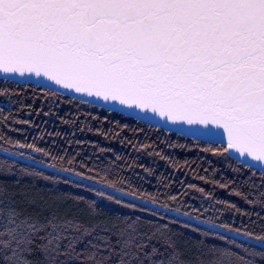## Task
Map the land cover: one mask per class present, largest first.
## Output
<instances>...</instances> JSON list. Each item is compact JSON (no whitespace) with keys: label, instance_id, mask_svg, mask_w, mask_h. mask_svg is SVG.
I'll list each match as a JSON object with an SVG mask.
<instances>
[{"label":"snow or ice","instance_id":"1","mask_svg":"<svg viewBox=\"0 0 264 264\" xmlns=\"http://www.w3.org/2000/svg\"><path fill=\"white\" fill-rule=\"evenodd\" d=\"M0 81V98L9 104L19 103L25 91L55 99L71 93L69 102L78 99L80 104L203 138L208 146L201 151L237 157L240 167L233 171L251 173L245 182L249 193L233 189L231 194L264 209V0H0ZM4 111L0 104V114ZM13 147L50 155L35 143L16 141ZM151 147L144 144L139 150ZM155 155L165 159L159 152ZM14 167L0 160V174H12ZM144 170L151 174V169ZM22 171L60 182L42 172ZM59 171L136 197L115 181L96 180L72 168ZM257 173L261 185L255 182ZM63 182L164 219L146 207L157 203L155 196L136 197L145 200V206H138L79 182ZM253 189L259 193L255 200L249 199ZM64 199L75 200L76 206L36 208L34 196L0 184V264H264V229L256 234L205 221L212 229L222 228L257 244L246 246L228 235L203 231V236L235 245L245 255L202 240L189 257L168 224L141 216L111 221L97 211L95 201ZM217 203L239 211L235 204ZM160 207L169 209L167 204Z\"/></svg>","mask_w":264,"mask_h":264},{"label":"trees","instance_id":"2","mask_svg":"<svg viewBox=\"0 0 264 264\" xmlns=\"http://www.w3.org/2000/svg\"><path fill=\"white\" fill-rule=\"evenodd\" d=\"M69 99L67 95L61 99L44 98L39 92L33 94L31 91H25L20 97V102L15 104H9L7 98H0V104L5 108L0 114V134L5 137L4 140H0V149L7 148L11 153L22 152L23 157H35V161H43L44 165H56L55 169L72 168L84 175L93 176L96 180L106 178L115 181L117 187L124 192H135L136 197L143 196L145 199L147 195L155 196L157 200L155 205L167 204L171 211L178 208L180 214L189 213L188 217L193 219L198 217L196 220L204 223L211 221L215 225L229 224L241 231H252L256 234H260L264 229V219H261L264 217V209L231 194L233 189L245 194L250 191L249 184L245 182L251 173L247 169H242L240 173L234 172V168L240 167L236 160L201 151V148L208 146L204 141L167 131L117 112L94 108L91 104H80L78 99L69 102ZM44 112L50 114L46 116ZM5 116L8 117L7 120L4 119ZM16 120H28L30 123L17 124ZM125 124L128 125L127 128L124 127ZM8 140L13 143H8ZM16 141L25 144L35 143L50 155L44 156L27 148H15L13 144ZM144 144H150L152 147L139 150ZM157 152L165 159L155 155ZM0 160H7L9 164L15 165L12 174H0V184L11 190L26 191L30 196H34L37 200V205L34 206L36 208L47 204L53 208L59 206L63 210L65 207L76 206L75 200H65V197H83L85 201H95L97 211L111 221L128 216L133 218L141 216L145 220H154L161 225L168 224L178 247L189 257L196 252V246L202 240L206 245L229 248L233 252L245 255L241 248L235 245L214 236H203L201 234L203 231L225 235L206 226L146 206L147 209L163 215L164 219L160 220L158 216L153 217L147 211H134L97 197L95 192L88 190V187L64 183L63 179L78 181L63 175L1 154ZM69 160L73 163L69 164ZM145 168L151 169V174L146 172ZM22 169L42 172L45 176L60 182L53 183L52 180H45L37 175H26ZM200 177H205L211 182L206 183ZM254 179L257 185L262 184L258 173ZM120 181L123 183H119ZM221 183L230 186L220 188ZM196 188H203L204 192L201 193ZM258 195V191L253 189L249 199L255 200ZM173 196L176 197L175 200L171 199ZM121 199L145 206L125 198ZM217 201L235 204L239 211ZM79 206L84 207L83 204ZM257 212L260 216L256 215ZM184 224H190L191 227L186 228ZM192 227L201 231H192ZM236 242L246 246L250 244L240 239H236Z\"/></svg>","mask_w":264,"mask_h":264},{"label":"water","instance_id":"3","mask_svg":"<svg viewBox=\"0 0 264 264\" xmlns=\"http://www.w3.org/2000/svg\"><path fill=\"white\" fill-rule=\"evenodd\" d=\"M65 95L71 97L72 94H71V93H66ZM117 113H120V114H122V115H125V114H123V113H121V112H117ZM125 116H127V115H125ZM128 117H131V116H128ZM132 118H134V117H132ZM134 119H135V118H134ZM139 121H143V122H145V123L150 124L148 121H145V120H139ZM151 125L156 126L155 122H152ZM160 128H162V129H164V130H167V131H171V132L178 133L177 130H176L175 128H172L171 126H167V127H165V126H160ZM169 129H171V130H169ZM178 134H179V133H178ZM185 136H188V137H191V138L197 139V138L193 137V136L190 135V134L185 135ZM199 140L205 142V140H204L203 138H201V139H199ZM0 154H1V155H4V156H7V157H10V158L15 159V160H18V161H21V162H24V163L30 164V165L37 166V167H39V168H42V169H45V170H48V171H51V172H54V173H57V174L63 175V176H65V177H68V178H70V179H73V180H75V181H78V182H81V183H84V184H87V185H90V186H92V187H95V188H98V189H102L103 191L108 192V193H111V194L116 195V196H118V197L125 198V199H127V200L134 201V202H137V203H140V204L145 205V201H143V200L136 199V198L133 197V196H126V195L121 196L120 193H116L113 189L107 188V187H105V186L102 185V184H96V183H94L93 181H89V180H82V179H80L79 177H77V176H75V175H73V174L65 173V172H61V171H59V169H55V168L47 167V165H44V164H41V163H39V162H37V161H35V160L29 159L28 157L12 156V155H11V152L8 151V152L6 153V152L3 151V149H0ZM232 158H233L234 160H236V161H237V159H238L237 157H232ZM146 206H149V207H151V208H153V209H157V210H159V211H163V212L168 213V214H170V215H174V216H176V217H179V218L185 219V220H187V221H191V222H194V223H196V224H199V225H202V226H206V227H208V228H211V225H210V224H207V223L201 222V221H199V220H196V219H193V218H191V217L185 216V215H183V214H180V213H177V212L171 211V210H169V209H168V210H165V209L161 208L160 206L153 205V204H151V203H147ZM211 229H212V228H211ZM213 230H216V231L221 232V233H223V234H225V235H228V236L234 237V238H236V239H240V240H242V241L248 242V243H250V244H257L256 241L250 240V239H248L247 237H244V236H237L235 233H227V232H226L224 229H222V228H215V229H213Z\"/></svg>","mask_w":264,"mask_h":264}]
</instances>
